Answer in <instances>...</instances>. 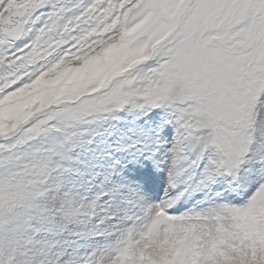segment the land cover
<instances>
[{"label":"snow or ice","instance_id":"1","mask_svg":"<svg viewBox=\"0 0 264 264\" xmlns=\"http://www.w3.org/2000/svg\"><path fill=\"white\" fill-rule=\"evenodd\" d=\"M0 14V101L21 96L50 69L89 54L111 52L112 71L119 73L70 107L38 112L34 105L36 114L27 119L6 114L4 127L13 134L0 135V264H60L53 246L37 245L32 235L38 231L33 221L45 211L38 201L48 195L46 179L55 169L47 153L27 162L22 157L40 138L41 126L49 134L62 132L49 118L61 109L60 119L71 121L82 106L86 118L80 122L89 124L129 105L166 110L182 129L170 150L174 169L190 159L182 147L189 138L199 141L193 165L213 151L200 185L219 175L238 178L250 153L264 163V0H88L71 7L0 0ZM32 33L30 43L16 47ZM180 178L181 172L170 171L169 185ZM182 195L147 207V223L119 233L107 255L87 264H264L258 216L264 183L242 206L169 216L167 208ZM80 211L58 210L69 221Z\"/></svg>","mask_w":264,"mask_h":264},{"label":"rangeland","instance_id":"2","mask_svg":"<svg viewBox=\"0 0 264 264\" xmlns=\"http://www.w3.org/2000/svg\"><path fill=\"white\" fill-rule=\"evenodd\" d=\"M87 2L53 0V3L69 7ZM51 10L49 6L42 10V14ZM40 26L37 24L36 28ZM34 35L32 33L17 41L16 47H24ZM77 59L79 62L69 66L57 65L50 69L41 77L40 84L21 96L0 101V135L13 134L3 124L8 112L23 114L22 118L27 119L36 114L31 111L34 105H39L38 112H47L58 105L70 107L81 96L99 91L119 74L112 71L111 52H105L102 58L89 54L83 60ZM151 65L152 62H148L143 67L147 70ZM65 111L61 109L49 117L58 120L57 127L62 132L49 134L41 126L40 138L24 149L22 157L27 162L32 154L47 153L51 167L55 169L46 179L45 187L50 190L48 195L38 201L45 211L33 221L38 231L32 235L37 245L53 246L54 253L60 257V264H87L90 257L107 255L119 233L128 228L142 227L148 222L147 207L166 204L180 193H183L180 199L167 208L169 216L203 213L220 204L228 205L226 200L232 202L230 206H242L264 183V163L250 153L239 169L238 183L244 185H237L239 191L234 192L225 186L223 183L230 182L223 175L220 178L216 176L214 182L200 185L214 154L209 150L201 161L193 165L191 160L199 154L197 138L183 142L182 147L190 159L179 162L174 169L170 150L182 129L162 108L139 109L129 105L123 110L102 114L92 124L80 122L86 118V110L82 106L73 110L75 118L71 121L60 119ZM153 170H158L166 182L160 191L162 198L159 193L153 195L146 179ZM173 170L181 172V178L174 185H169L168 175ZM139 172H145L141 181L136 178ZM243 180L247 181L243 183ZM202 186L211 188L206 192L201 190ZM238 193L234 199H239V202L229 198V195L232 197ZM177 203H180L179 207L187 208L174 216ZM69 207L81 210L70 221L58 212ZM258 216L260 221H264V206L259 209Z\"/></svg>","mask_w":264,"mask_h":264},{"label":"bare ground","instance_id":"3","mask_svg":"<svg viewBox=\"0 0 264 264\" xmlns=\"http://www.w3.org/2000/svg\"><path fill=\"white\" fill-rule=\"evenodd\" d=\"M212 159V158H211ZM153 173V172H152ZM159 174V173H158ZM223 176H225V177H228V181L230 182V183H223L225 186H227V187H229V189L230 190H235L234 188L237 186V185H240L239 183H238V178H233V177H231V176H228V175H223ZM220 177H222V176H220L219 175V178ZM224 178V177H223ZM216 179V178H215ZM245 179V178H244ZM159 180H160V177H159ZM217 180V179H216ZM219 180V179H218ZM222 180V179H221ZM247 180H243V183L244 182H246ZM232 182H235V183H232ZM221 183V182H220ZM153 184V183H152ZM206 184H209V183H206ZM219 185V184H218ZM220 186V185H219ZM241 186H244L243 184L242 185H240V187ZM175 187H177L176 185H175ZM217 187V186H216ZM209 188H211V186L209 187ZM208 187L207 188H205V186H202V191L204 190V191H207L208 189H209ZM210 190H212V189H210ZM170 192V191H169ZM198 194V193H197ZM197 194H196V196H197ZM193 196H195V195H193ZM234 198V195L231 197V199H233ZM226 203H228V205L230 206L231 204H232V202L230 201V200H226ZM219 204V203H218ZM177 205H180V203H177L175 206H177ZM221 205V204H220ZM219 206V205H218ZM180 208H183L182 206L180 207Z\"/></svg>","mask_w":264,"mask_h":264},{"label":"clouds","instance_id":"4","mask_svg":"<svg viewBox=\"0 0 264 264\" xmlns=\"http://www.w3.org/2000/svg\"><path fill=\"white\" fill-rule=\"evenodd\" d=\"M120 264H124L123 259H121Z\"/></svg>","mask_w":264,"mask_h":264}]
</instances>
